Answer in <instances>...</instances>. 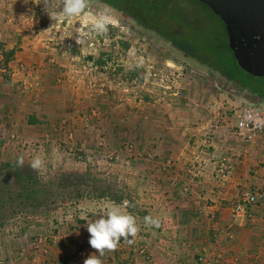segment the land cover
I'll list each match as a JSON object with an SVG mask.
<instances>
[{
	"label": "crops",
	"instance_id": "crops-1",
	"mask_svg": "<svg viewBox=\"0 0 264 264\" xmlns=\"http://www.w3.org/2000/svg\"><path fill=\"white\" fill-rule=\"evenodd\" d=\"M10 1L14 3L7 5ZM15 2H20V7L23 0H6V3L0 0L2 51L7 55L14 52L6 62L11 80H23L25 76L20 66L26 65L37 67L38 74L44 73L39 81L43 87H51L58 77H70L68 54L46 46L48 44L43 43L49 39L46 33L31 35L36 32L32 29L34 19L27 18L22 23L6 15V11L17 9ZM19 11L22 16L31 13L29 9ZM193 71L202 79H189L188 74L185 75L174 87L180 96H173L176 92L172 89L163 103L154 96L151 100H142L126 95L123 102L118 101L112 109L111 114L121 116L113 124L109 115L97 122V126L90 119L85 123L74 115V108L80 103L88 109L100 97L101 101H107V94H100L105 92L104 88L95 94L90 83L85 85L81 98L74 92L68 93L70 98H66L63 93L66 100L61 104H69L67 114L60 115L53 110V114H58L53 117L49 109L46 113L44 106L47 115L28 107L22 109L28 114L17 111L9 117L12 127L23 135L21 140L38 141L39 148L52 146L63 135V130L72 134L71 137L75 134L81 137L79 140L86 150L95 144L91 137L103 135L105 140L110 138L120 148L125 161H132L134 178L131 183L133 189L137 187L133 199L141 203L146 212L139 214L127 209L136 218L139 231L129 237L132 243L121 237L114 250H105L101 257L103 264H206L209 261L213 264H264V202L252 208L251 218L232 216L233 206L243 196L264 191V139L245 141L238 138L231 113L238 107L235 101L228 98V93L221 92L217 84L215 88L210 86L207 83L212 80L210 77ZM60 78L59 83L62 82ZM24 82L21 85L27 81ZM10 85L18 86L13 82ZM54 86L63 89L62 92L80 88L79 83L70 79L61 86ZM58 98L63 99L62 96ZM30 116L36 117L37 123L30 124ZM107 125L114 127V132ZM127 156L130 157L126 159ZM221 163L230 167L224 179L219 175ZM106 207L110 206L106 204ZM106 211L103 208V215ZM146 216L157 219L158 226L146 225ZM91 217L81 218L84 220L76 222V227L59 230L51 243L42 242L35 263L84 264L90 254L98 255L89 244L90 234L86 228Z\"/></svg>",
	"mask_w": 264,
	"mask_h": 264
},
{
	"label": "rangeland",
	"instance_id": "rangeland-1",
	"mask_svg": "<svg viewBox=\"0 0 264 264\" xmlns=\"http://www.w3.org/2000/svg\"><path fill=\"white\" fill-rule=\"evenodd\" d=\"M106 1L134 12L138 19L133 20L105 4H88L85 12L79 16L53 20L44 11L42 0L40 2L23 0L20 7V2H15L17 9L12 8L8 13L6 11L10 19L18 22L23 23L27 18L34 19L35 26L32 29L36 32L31 35L46 33L49 39H45L43 43L48 44L46 46L49 48L63 50L64 55L67 53L71 68H68L70 77L66 75L65 68L66 76L58 77L61 83L57 78L51 87H43L39 81L45 76L44 73L38 74L37 67L20 66L25 78L14 82L6 66L7 53L2 51L0 42V169L7 162L16 166V169L4 170L3 176L0 177V264H36V252L42 242L51 243L59 230L76 227V222L84 220L81 218L86 216L87 218L92 216L90 220L99 218L104 213L103 208L108 209L106 204L111 206L106 199L116 203L111 199L116 195L123 197L122 202L128 201V210L139 214L146 212L142 208L143 205L133 199L137 187L133 189L134 185L131 183L134 178L132 161H125L114 141L112 143L110 138L105 140L98 132L99 137L96 135L91 137L95 144L86 150L79 140L81 137L77 138V134L71 137L63 130V135L57 138L52 146L39 148L41 144L39 145L38 141L32 142L30 139L27 143L22 141L23 135L12 127L10 123L12 119L9 117L17 111H25L28 114L27 110L22 109L29 107L33 110L37 108L41 113L44 112L45 106L46 113L50 110L49 115L53 114L51 112L53 110L60 115L67 114L69 110L66 111V108H69V104L66 102L61 104V101L66 100L65 97L70 98L67 94L71 92L81 98L86 89L85 85L90 83L94 86L95 94H99L98 91L104 88L105 92L100 94L106 93L107 101H101L102 97L100 100L96 98V103H91L88 109L81 103L74 104L76 105V108L72 107L75 109L74 115L80 121H86L85 123L90 119L96 126L97 122H101L102 118L105 119L109 115L113 124L114 120H119L121 116L111 114L112 109L116 107L118 101L122 103L121 100L126 95L142 100L147 98L151 100V96H154L163 103L168 92L172 91L164 89L166 79L163 82V76L175 73L177 77L179 73H183L184 77L188 74L189 79L196 77L202 79L193 70L210 77L213 81L209 79L207 83L213 88L217 84V87L222 89L221 92L228 93V98L232 102L235 101L238 107L256 101L264 102L253 96L244 88L245 86L230 83L214 70L228 73L246 84L253 83V87L264 92V81L252 79L234 61L228 49L229 39L226 30L207 6L197 0H150L145 3L141 0ZM10 3L14 2L10 1L7 5ZM21 8L29 9L31 13L19 15ZM104 10H107L113 22L108 26L107 32L97 34L91 28L89 13ZM184 36L200 49H204L203 56L208 62L191 61L166 40V37ZM67 49L69 51H66ZM68 79L79 83L80 88L62 92L63 89L54 86H61ZM24 81L28 83L21 85L25 83ZM12 82L18 86L13 87L10 85ZM105 82L106 84L102 85ZM174 87L176 95L173 96H180L177 93L178 89ZM63 93H66L65 97ZM59 96L63 99H59ZM67 102L70 103L71 99ZM54 116L58 114H53ZM67 124L68 122L62 126ZM108 127L114 132V127L110 125ZM88 150L90 152H87ZM37 155L44 161V166L39 170L30 166L32 158ZM18 157H23L22 165L17 164ZM13 173L33 174L45 183L53 181L55 184L60 179L64 180L63 183H84L88 174H91L93 179L89 178L90 184L86 186L88 193L82 200L70 202L54 197L52 200H57L55 204L41 207L31 202L28 206H22L23 203L18 199L22 189ZM142 186L143 184L140 187ZM109 188H111L107 194L109 198H98L102 192H108ZM144 205L146 206L145 203Z\"/></svg>",
	"mask_w": 264,
	"mask_h": 264
},
{
	"label": "clouds",
	"instance_id": "clouds-1",
	"mask_svg": "<svg viewBox=\"0 0 264 264\" xmlns=\"http://www.w3.org/2000/svg\"><path fill=\"white\" fill-rule=\"evenodd\" d=\"M40 2V0H39ZM44 11L53 20L75 17L83 14L88 7L87 0H42ZM91 28L97 34L107 32L108 26L113 22L107 10L98 13H89ZM17 164H23V157L17 158ZM31 168L39 170L44 166L40 156L32 158ZM128 201L120 204L112 203L106 215L86 222L90 246L98 251V255L90 254L84 264H103L101 257L105 250H114L121 237L132 243L129 237H134L139 231L136 218L127 211ZM146 225L158 226L159 221L151 216L144 218Z\"/></svg>",
	"mask_w": 264,
	"mask_h": 264
},
{
	"label": "trees",
	"instance_id": "trees-1",
	"mask_svg": "<svg viewBox=\"0 0 264 264\" xmlns=\"http://www.w3.org/2000/svg\"><path fill=\"white\" fill-rule=\"evenodd\" d=\"M142 2H148L150 0H141ZM87 4H105L118 12L122 14H126L128 17H130L133 20L138 19V15L135 14L132 11H129L123 7L114 5L113 3L106 1V0H87ZM148 16L150 14H147ZM152 15V14H151ZM155 15V14H153ZM156 19L160 22V19L155 15ZM147 28V26H145ZM224 27V26H223ZM149 28V27H148ZM227 33V32H226ZM166 40H168L173 48L181 53H183L186 58L190 59L191 61H207L204 58V49H200L197 45H195L189 38H177V37H166ZM229 51L232 54V57L236 64L238 65L233 52L230 49V46L228 47ZM14 52L11 51L8 53L6 57V62L9 61V59L13 56ZM208 62V61H207ZM210 68H212V63L209 64ZM216 72L226 78L227 81H229L232 84L245 86L244 88L248 90L253 96L260 97L264 99V92L253 87V83L246 84L241 79L234 78L230 76L228 73H223L219 71L218 69H214ZM247 74V73H246ZM249 75V74H247ZM250 76V75H249ZM252 79H258L253 76H250ZM260 80V79H259ZM263 81V80H260ZM28 122L30 124L37 123L36 117L30 116ZM9 168L16 169V166L11 163H5L2 168L0 169V177L3 176V171ZM15 174V173H13ZM16 181L18 180V183L21 187V193L18 195V199L21 200L22 206H28V203H31L33 205L37 206H45L46 204H55L57 203V200H52L54 197H60L61 201H70V202H76L79 200L84 199V195L88 193L86 186L90 184L89 178L93 179L91 174L87 175V180L79 183H63L64 180H58L55 182L49 181L47 183L40 180L38 176H35L33 174H15ZM95 180V179H94ZM97 181V180H96ZM111 191V188L107 191L102 192L98 198H109L107 194ZM97 192V190H96ZM63 194V195H62ZM116 203H120L123 200L122 196L116 195L114 198H111ZM12 201V199H10ZM14 202V200L12 201Z\"/></svg>",
	"mask_w": 264,
	"mask_h": 264
},
{
	"label": "water",
	"instance_id": "water-1",
	"mask_svg": "<svg viewBox=\"0 0 264 264\" xmlns=\"http://www.w3.org/2000/svg\"><path fill=\"white\" fill-rule=\"evenodd\" d=\"M224 26L238 66L264 81V0H197Z\"/></svg>",
	"mask_w": 264,
	"mask_h": 264
},
{
	"label": "built area",
	"instance_id": "built-area-1",
	"mask_svg": "<svg viewBox=\"0 0 264 264\" xmlns=\"http://www.w3.org/2000/svg\"><path fill=\"white\" fill-rule=\"evenodd\" d=\"M1 51V50H0ZM175 74V73H174ZM169 76L165 74L162 81L166 79V84L163 85L165 90H171L177 83L184 78L183 73ZM179 94V93H178ZM232 117L235 119V135L241 140L251 141L257 138L264 139V106L257 102L246 103L244 106H239L231 110ZM229 122V121H228ZM71 136V135H70ZM230 167L226 163H221L219 175L222 179L228 176ZM264 202V191L258 190L243 196L232 208V216L234 218H251L252 208ZM144 253V251H142ZM205 261V258H201ZM213 264V261L206 262Z\"/></svg>",
	"mask_w": 264,
	"mask_h": 264
},
{
	"label": "flooded vegetation",
	"instance_id": "flooded-vegetation-1",
	"mask_svg": "<svg viewBox=\"0 0 264 264\" xmlns=\"http://www.w3.org/2000/svg\"><path fill=\"white\" fill-rule=\"evenodd\" d=\"M258 98H260V97H258ZM261 100H264L263 98H260ZM257 102V101H256ZM257 103H259L260 105H263L264 106V102H257Z\"/></svg>",
	"mask_w": 264,
	"mask_h": 264
}]
</instances>
